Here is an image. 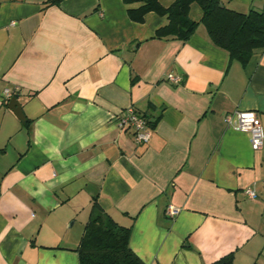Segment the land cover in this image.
I'll return each instance as SVG.
<instances>
[{"label":"crops","instance_id":"obj_1","mask_svg":"<svg viewBox=\"0 0 264 264\" xmlns=\"http://www.w3.org/2000/svg\"><path fill=\"white\" fill-rule=\"evenodd\" d=\"M166 21H133L123 0H0V264H79L95 202L145 264H264V145L223 121L254 111L264 129V51L229 63L203 24L185 42L153 38ZM14 87L23 119L3 96ZM128 107L146 143L117 126Z\"/></svg>","mask_w":264,"mask_h":264},{"label":"trees","instance_id":"obj_2","mask_svg":"<svg viewBox=\"0 0 264 264\" xmlns=\"http://www.w3.org/2000/svg\"><path fill=\"white\" fill-rule=\"evenodd\" d=\"M123 1L133 21L142 22L149 11L166 18L153 38L185 42L203 24L211 42L227 51L229 63L237 61L246 67L254 54L264 51V8L242 13L225 7L220 0H175L168 7H163L158 0ZM136 2L138 6H131ZM192 2L202 10L199 20L189 18ZM129 237L130 228L117 224L95 202L76 249L79 264H145L131 249ZM233 259L230 252L208 264H233Z\"/></svg>","mask_w":264,"mask_h":264},{"label":"built area","instance_id":"obj_3","mask_svg":"<svg viewBox=\"0 0 264 264\" xmlns=\"http://www.w3.org/2000/svg\"><path fill=\"white\" fill-rule=\"evenodd\" d=\"M166 78L175 84L180 81V77L170 73L166 75ZM18 90V87H14L13 89L6 88L3 90V96L8 100L15 95ZM223 121L227 126L237 131L248 133L250 145L253 150H258L264 145V129H262L257 114L254 111L236 109L227 112L223 117ZM116 124L120 129L131 128L134 133V141L137 144L146 143L149 140L150 133L148 131V121L133 107H128L121 112L117 117ZM245 192L251 198L256 197V193L251 188H246ZM177 211L178 209L173 206L168 208V213L171 215Z\"/></svg>","mask_w":264,"mask_h":264},{"label":"water","instance_id":"obj_4","mask_svg":"<svg viewBox=\"0 0 264 264\" xmlns=\"http://www.w3.org/2000/svg\"><path fill=\"white\" fill-rule=\"evenodd\" d=\"M8 108L11 109L18 118L23 119V113L21 110V105L19 104V102L17 101V99L15 97H11L8 100Z\"/></svg>","mask_w":264,"mask_h":264}]
</instances>
